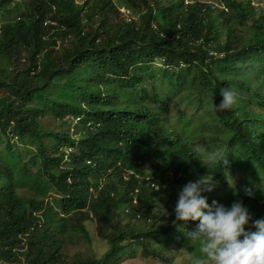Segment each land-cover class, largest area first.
<instances>
[{"label": "trees", "instance_id": "1", "mask_svg": "<svg viewBox=\"0 0 264 264\" xmlns=\"http://www.w3.org/2000/svg\"><path fill=\"white\" fill-rule=\"evenodd\" d=\"M221 1L231 14H214L205 4L184 5L183 0H0V145H5V153L20 155L19 163L6 156L10 163L4 169L0 162V264H67V241L90 237L84 224L89 218L95 219L96 234L109 250L103 259L87 258L81 264H108L120 254L173 264L181 251L195 259L199 245L188 233L199 221L177 222L175 206L170 205L191 181L189 169L217 182L218 204L230 207L241 201L252 217L249 227L264 218V132L259 139L251 135L264 120V11L256 19L250 1ZM121 7L131 9L138 20L116 23L109 13L119 16ZM85 9L94 12L85 14L83 22ZM100 10L107 15L95 23ZM235 17L237 26L232 28ZM246 20L252 24L245 26ZM70 32L107 33L108 54L96 69L92 64L74 65L75 77L57 82L48 92L49 82L57 81L48 66L53 42ZM72 36L71 47L77 48L82 41ZM211 51L222 57L215 59ZM158 60L170 71H161L160 84L152 86L151 94L142 84ZM134 62L142 63L144 74L124 78ZM59 69L57 61L52 71ZM91 71L97 74L87 77ZM110 85L122 99L115 109ZM228 87L237 92V103L218 111L214 104ZM18 93L24 102L16 101ZM33 101L41 108L30 116L34 110L26 104ZM171 110L178 115L172 117ZM81 114L102 126L97 131L77 129L78 140L69 132L59 136L41 129L38 121L47 116L66 121ZM206 118L208 123L199 128L196 123ZM10 132L15 138L11 144ZM66 142L74 146L69 155L59 151ZM196 144L224 153L227 165H203L192 152ZM153 152L161 157L153 159ZM124 155L127 171H120L117 162ZM145 155L153 161L142 162ZM89 160L95 162L93 168L86 164ZM108 169L113 171L108 174ZM237 172L244 175L234 184ZM17 188L27 198L18 195ZM245 188L252 189V197L245 195ZM50 196L59 203L48 202ZM161 205L165 209L160 212Z\"/></svg>", "mask_w": 264, "mask_h": 264}, {"label": "clouds", "instance_id": "2", "mask_svg": "<svg viewBox=\"0 0 264 264\" xmlns=\"http://www.w3.org/2000/svg\"><path fill=\"white\" fill-rule=\"evenodd\" d=\"M83 1L84 0H80V2H76L80 4ZM242 1L245 2L246 0ZM247 1H250V7H255V13L259 12L260 15V13L264 11V0ZM183 4H205L204 6H208L205 7V10L210 9L213 13L215 10H218V13H223L225 15L231 14V11L221 0H217L216 2L183 0ZM98 13L99 12H96L95 17L93 18L95 23H98L100 20ZM85 14H89V11L87 9H85L84 12L80 14L83 22V16ZM96 17L97 19H95ZM104 17L101 19L103 20ZM119 17L121 19V23L118 24H123V26L135 23L138 20V17L134 15L132 10L125 7H121L119 9ZM235 20H237V17H235L231 21L234 22ZM48 23L54 25L51 20ZM152 28L155 30V26H153ZM84 32H70L65 34L67 35L65 38L58 37L55 39V41L53 42L55 43V45L53 46L51 57L48 60V66L51 65V67L49 68L51 73L53 64L59 61V59L57 58L58 52L63 53L67 64L71 65L74 69V65H77L78 67L79 64H92L91 66H93L95 69L97 68V63L99 64V66H101L100 64H102L104 59L102 58V56H107L108 54V52L104 49L105 36L107 35V33L92 34L88 36ZM72 34H75L82 41V43L78 45L77 48L71 47V45L75 46ZM216 53L217 52L211 51L209 52V55L219 60L222 57V53L218 56ZM162 62V60L161 62H159V76L162 70H166V72L170 71V66L168 64H163ZM180 63L181 62H178L179 66L181 67L183 63ZM143 71L144 70L142 63H131L125 71L126 76L124 78H127L129 80L137 78L139 73L144 74ZM96 74L97 72L91 71L87 73L86 76L91 77L92 75ZM124 78H118V80L122 81L124 80ZM220 95L222 96L221 102L218 105L214 104L215 109L218 111L228 110L237 103L238 94L231 87L222 89ZM111 97L112 96H110V98ZM113 100L114 97L111 100L112 104ZM86 107L87 105H82L83 109H85ZM85 115L87 116V118L83 114L79 116H70V118H67L68 120H73V131L70 130V133L77 140L80 133L76 132V127H81L80 129L82 131H97L102 126L101 121L89 117L87 114ZM260 123L261 124L251 132V135L256 136L264 132V120ZM190 124L192 125V123ZM196 124L197 126H199V128H201L202 124L204 123L199 124V122H197ZM59 151H62L66 155H69L72 152V147L62 146L60 147ZM192 152L196 157L195 159H198L205 166H207L206 161L220 162L225 166L228 163L227 157L219 150L209 152L204 146L196 144L192 146ZM125 156L126 155L123 156L121 164H119L121 168L120 171H127V168H124L128 165V161L124 160ZM86 164L92 168L95 166V162L91 160L87 161ZM109 170L110 169H108L107 171L108 173ZM193 173V170L191 171V173H187V175L191 177V181L186 183L181 191H179L174 197H172V202L170 204L171 207L175 206L174 211L175 219L177 222L182 221L186 223L188 221H199L196 230L188 233L189 239L197 241L199 245L198 255L195 259H190L191 263L264 264V218L252 221L251 227H249V222L252 220V217L250 216L248 209L243 205L241 201H234L230 207H226L222 204H218L216 201L208 200L207 196L203 195V193L213 192L214 188H217L216 181L212 178L209 179V175L201 177L196 181H192L194 176L196 175H193ZM243 175L244 173L241 174V176ZM67 181L70 182L69 179ZM101 187L102 185H100L98 189H101ZM151 187L156 191L160 189V185L157 184H151ZM244 192L245 195L249 197L253 196V191L250 188H245ZM167 198L168 196L165 197V200H167ZM207 201L210 202L212 206H210ZM133 203H138L136 198H134ZM159 208L160 209H158V211L160 212L165 209L163 205H161Z\"/></svg>", "mask_w": 264, "mask_h": 264}, {"label": "rangeland", "instance_id": "3", "mask_svg": "<svg viewBox=\"0 0 264 264\" xmlns=\"http://www.w3.org/2000/svg\"><path fill=\"white\" fill-rule=\"evenodd\" d=\"M76 1L80 2V0H76ZM199 1H201V2H206V1L207 2H209V1L216 2L217 0H199ZM257 1H260V0H257ZM152 3L153 2H151V4ZM89 12L93 13L94 11L89 10ZM218 12H219L218 10H215L214 14H218ZM106 14H107L106 10H100L99 13H98V16L101 19ZM109 15H111L112 19L116 23H121V19H120L119 16H115V15L110 14V13H109ZM259 16H260L259 12H257L255 14V18L257 19ZM95 19H97V17ZM251 24H252L251 20H246L244 22L245 26H247V25L250 26ZM236 26H237V23L233 22L232 23V28H236ZM221 29L226 32V28L221 27ZM238 34L242 35L243 34V30L238 32ZM224 36H225V34L222 37H220V39H219V41L221 43L224 42ZM230 39H233V37H230ZM57 58L59 59V68L60 69L58 71H52V73L50 75V76L55 75L56 78H57V81L49 82L48 92H51V91L53 92V90H55L57 82H61L62 80L65 81L67 78L69 80V78L75 77L74 68L71 65L67 64L62 52H58L57 53ZM159 62L160 61L158 60V61H156L155 64H153L151 66L150 70L148 71L149 74L145 78V82H143V84H142V87L145 90H147L149 93H151V94H152V86L153 85L154 86H159V84H160ZM157 76H158V78H157ZM95 85L96 84L94 83L93 87H95ZM34 86H35V83L32 86H30V87H34ZM110 86H109L108 90H111L110 91L111 96L115 97L114 100H113L112 108L119 107L122 99L119 96H117L115 85H110ZM131 91H132V87L128 86V88H126V93L130 94ZM14 97L16 98V101L18 103L24 102V97H23V95L21 93H18V95L14 96ZM176 97L180 98V93H178L176 95ZM26 105L30 108V110L31 109L34 110V112L32 114H30V116L34 115L35 111L37 109L41 108V105L37 104L35 101L29 102ZM126 106H127V104L125 105V107ZM130 106H132V104H130ZM188 113H193V111L192 110L188 111ZM171 115H172V117L177 116L178 115V111L177 110H171ZM184 117H186V116H184ZM38 121H39L41 129L43 128V129H46V130L54 131L55 133L59 134V136H62L64 133H68V132L70 133V130L73 131V128H72V121L73 120L72 119L71 120L66 119V121H64V120L63 121H59V120L51 118L50 116H47V117L38 119ZM171 121H172V123H175L174 119L171 120ZM198 122H199V124L208 123V119L206 118V119H203L202 121L199 120ZM191 126L194 127L193 124ZM80 128L81 127H76L75 129L77 130V129H80ZM9 136H8L9 143H10V139H11V142L14 143L15 142V138H14V136H13V134L11 132L9 133ZM256 136L259 139V135H256ZM65 145L66 146H71L69 142H66ZM72 147L74 149V146H72ZM4 149H5V145L4 144L0 145V162L4 163V164H2V168L3 169L6 168L7 166H9L8 163H10L6 159V156H7V158H8V156H10L12 159H14L15 163H19L20 162V155L14 154L13 152L5 153L7 151H4ZM50 153H51V149L47 150V154L50 155ZM151 156H152L153 159H158L159 157H161L160 153H158V152H153ZM144 159H146L149 163L151 161H153V160L148 159L146 155L141 158V161L144 162ZM119 164H121L120 161L117 162V165H119ZM143 167L146 168V169H149V165H147V164H145ZM16 168H18V167H16ZM111 171H113V170L110 169L108 174H110ZM191 171H192V169H190L188 172L191 173ZM201 177H205V176L196 174L192 181H196V180L200 179ZM208 178H209V176H208ZM105 179L107 180L106 176H105ZM240 180H241V174L239 172H237L235 177H234V182H235L234 184H236ZM5 183H6V181H5ZM216 186H218L217 182H216ZM225 190H228V187H225ZM16 192L18 193V195H20L23 198H27V196H28L20 188H17ZM203 195L207 196V199L210 200V201H214L216 198H221V194H220L219 188H214L213 192H205V193H203ZM52 196H50L48 202H50L52 205H53V202L55 204L59 203L58 199L56 197H52ZM58 208L60 209V206ZM117 215H119V213ZM84 224L86 225V227H87V229H88V231L90 233V237L89 238H83L81 236H74V238L72 240L68 239V241H67L68 242V246H66L65 252L67 253V255L70 258L66 262L67 264H81L82 262H85V259H87V258L89 260H92V261H98V260L103 259L104 255L109 250V246H108L107 242L104 241L101 237H99L96 234V221H95V219L94 218H89V220L85 221ZM121 224H123V221H122ZM164 247H166V246H164ZM165 252L168 253L167 250ZM180 253H181V255H178L175 258H173V260H172L173 264H192L191 261H190L191 257H190V255L188 254L187 251H181ZM74 256H76V257H74ZM127 257H128V259H126V255H122L121 254L120 258H118V259H117V257L111 258V261L109 260L108 264H152V263H150L148 261H145V260H139V257H137V256L131 258V256L127 255ZM76 258H79L81 261H76Z\"/></svg>", "mask_w": 264, "mask_h": 264}]
</instances>
